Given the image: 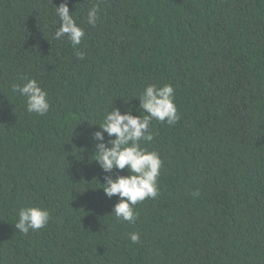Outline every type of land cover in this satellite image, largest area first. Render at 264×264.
Returning <instances> with one entry per match:
<instances>
[{
    "label": "trees",
    "instance_id": "16d2710c",
    "mask_svg": "<svg viewBox=\"0 0 264 264\" xmlns=\"http://www.w3.org/2000/svg\"><path fill=\"white\" fill-rule=\"evenodd\" d=\"M64 2L75 48L53 39ZM25 76L47 114L12 92ZM150 84L174 87L180 118L151 122L159 194L117 221L90 133L112 106L140 115ZM26 205L51 220L25 235ZM0 264H264V0H0Z\"/></svg>",
    "mask_w": 264,
    "mask_h": 264
},
{
    "label": "clouds",
    "instance_id": "9594fccd",
    "mask_svg": "<svg viewBox=\"0 0 264 264\" xmlns=\"http://www.w3.org/2000/svg\"><path fill=\"white\" fill-rule=\"evenodd\" d=\"M58 21L53 39H67L75 48L85 37V30L78 25L73 12L69 11L67 2L55 6ZM99 7L93 4L87 11V23L95 27L99 20ZM79 59L84 53L76 52ZM12 92L18 93L25 100L28 113L39 116L47 114L51 108L48 92L36 79L22 77L21 84H13ZM139 105L136 109L140 115H133L132 108L113 107L106 112L98 130L90 133L94 141L93 150L96 163L105 173L101 184L107 197H118L112 213L117 221L135 223L137 213L135 206L146 199H155L159 194L158 178L162 160L156 151L142 147V142H151L153 134L150 125L153 120L174 125L179 120L175 101V89L171 84L158 87L155 84L146 86L139 94ZM115 170V171H114ZM126 175L119 172L125 171ZM51 220L50 212L39 205H26L19 208L17 220L13 224L21 234L37 231L46 227ZM133 243H140L138 232L127 234Z\"/></svg>",
    "mask_w": 264,
    "mask_h": 264
}]
</instances>
